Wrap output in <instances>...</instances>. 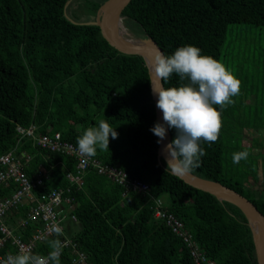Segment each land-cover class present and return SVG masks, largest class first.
<instances>
[{
  "label": "trees",
  "instance_id": "trees-1",
  "mask_svg": "<svg viewBox=\"0 0 264 264\" xmlns=\"http://www.w3.org/2000/svg\"><path fill=\"white\" fill-rule=\"evenodd\" d=\"M72 1L0 0V156L11 151L30 155L27 163L21 161L29 176L43 173L39 195L70 188L80 225L73 238L92 264H197L183 237L155 217L151 195L163 200L164 210L183 222L215 264H258L241 208L167 170L159 137L151 131L157 120L148 66L141 55L123 54L111 46L95 22L106 0H84L92 16L83 21L69 16ZM122 14L126 26L137 30V38H152L165 56L194 45L233 72L227 60L232 53L245 57L239 59L246 64L264 62L262 40L246 48L237 40L227 46L231 25L264 26V0H131ZM243 70L240 95L222 111L219 139L201 142L206 155L191 172L233 188L264 214V152L258 154L262 179L256 191L248 185L249 179L260 180L258 156L241 145L245 127L264 129V84L250 83L251 71L245 76ZM181 83L188 81L173 74L164 86ZM100 119L115 128L118 137L110 136L109 150L97 149L95 157L148 182L150 194H124L123 185L95 168L85 171L79 187L67 177L77 169L74 155L43 149L17 129L33 123L39 134L59 130L64 140L78 144L77 138ZM170 132L173 140L176 130ZM244 150L250 153L248 159L234 164L233 154ZM10 192L1 189L3 197ZM54 239L40 245L42 256L52 250L49 242ZM60 261H70L66 248Z\"/></svg>",
  "mask_w": 264,
  "mask_h": 264
},
{
  "label": "clouds",
  "instance_id": "clouds-1",
  "mask_svg": "<svg viewBox=\"0 0 264 264\" xmlns=\"http://www.w3.org/2000/svg\"><path fill=\"white\" fill-rule=\"evenodd\" d=\"M201 52L197 46L186 45L177 48L172 55L159 53L156 57L155 76L160 83L153 87V94L158 95L156 106L163 113V123L157 121L151 131L160 138L157 142L161 143L166 138L168 128L176 130L172 142L163 147L167 170L174 175L190 173L200 167L201 157L206 155L201 142L211 144L219 139L223 128L222 111L235 102L233 97L241 91L242 81L232 70L222 61ZM173 74L180 81L187 80L188 83L165 87V82ZM31 125L35 126V134L41 135L37 133V126ZM27 135L21 133V136ZM110 136L113 139L118 137L115 128L104 119L98 120L96 127L86 129L77 138L79 152L86 157H94L97 149L109 150ZM249 155L247 150L236 152L232 161L239 164ZM50 231L57 236L63 235L59 226L54 225ZM49 246L52 250L47 256L21 250L17 255H9L3 264H61L62 249L66 245L57 238L51 240Z\"/></svg>",
  "mask_w": 264,
  "mask_h": 264
},
{
  "label": "built area",
  "instance_id": "built-area-1",
  "mask_svg": "<svg viewBox=\"0 0 264 264\" xmlns=\"http://www.w3.org/2000/svg\"><path fill=\"white\" fill-rule=\"evenodd\" d=\"M18 130L22 134L32 136L35 144L43 149L74 155L78 161L77 169L76 172H68L67 177L70 182L79 187L83 184L85 171L95 168L99 173L123 185L124 194L129 190L150 194L148 182L131 178L124 170L115 165L103 163L96 157L82 155L78 144L64 140L60 132L38 136L34 132V125L27 129L19 125ZM24 158L27 163L30 155L23 152L19 156L11 151L0 156V264H3L9 255H17L21 250L41 255L38 251L40 245L50 238H58L66 245L64 248L70 254V261L67 264H92L87 253L79 248L77 241L73 238L75 230L70 227V223L77 222V217L73 213L76 202L68 194L70 188L63 187L54 189L48 194H37L38 187L43 183V173L40 172L34 177L29 176L21 161ZM2 188L11 190L10 194L3 197ZM151 196L155 217L165 219L172 231L183 237L191 248L193 256L196 257L197 264H215V261L206 258L183 222L164 210L163 200ZM13 218L15 222H12ZM54 225L63 230V235L57 236L50 231Z\"/></svg>",
  "mask_w": 264,
  "mask_h": 264
},
{
  "label": "water",
  "instance_id": "water-1",
  "mask_svg": "<svg viewBox=\"0 0 264 264\" xmlns=\"http://www.w3.org/2000/svg\"><path fill=\"white\" fill-rule=\"evenodd\" d=\"M130 1L131 0H106L100 6L95 22L100 26L105 39L119 52L127 55H141L144 58L150 73L151 93L155 104L156 120L163 123V113L156 106L158 95L153 94V87L159 86L160 82L155 76V67L151 68L147 59L148 57H157L159 53H162L163 55L165 54L158 43L152 38H137L136 40H140L142 43L137 42V44L133 46H128L123 41V38L125 37L123 32L124 16L122 12ZM110 22L112 24L111 28L109 27ZM170 142H172V135L170 132V128H168L166 138L160 143L159 147V153L160 155L164 156V159L165 155L163 154V147ZM177 176H179L188 184L204 191L210 192L220 200L229 201L241 208V210L247 216L249 225L252 230L258 264H264V214L258 209L255 203L233 188L218 181L203 178L195 173L190 172ZM253 223L257 226V229L254 228Z\"/></svg>",
  "mask_w": 264,
  "mask_h": 264
},
{
  "label": "rangeland",
  "instance_id": "rangeland-1",
  "mask_svg": "<svg viewBox=\"0 0 264 264\" xmlns=\"http://www.w3.org/2000/svg\"><path fill=\"white\" fill-rule=\"evenodd\" d=\"M69 16L74 20H81L82 18H90V13H88V5L84 2V0H73L69 5ZM83 17H81L80 15ZM80 16V18H79ZM126 30L128 31L125 33L126 37H130V39L136 40L137 34L134 28H129L126 26L125 22L123 21ZM228 44L229 45L234 44L232 40H237L238 43H243V48L248 47L249 45H255V40H262L264 45V26H256V25H241V24H235L231 25L229 29V35H228ZM227 46L225 51H227ZM239 57L245 58L243 56H240L239 54L232 53L227 57L228 62L230 63L231 67H233L234 74L239 78V69L243 66V72L251 71L249 73V76L247 79L251 83L253 81V84H259L262 86L264 84V62H259L258 59H256L255 63L246 64L247 61H240ZM245 72V76H246ZM264 92V91H263ZM254 94H256L254 92ZM240 95V94H239ZM251 97V96H250ZM249 97V98H250ZM260 104H264V99H261ZM235 101V100H234ZM235 104V102L233 103ZM241 145L242 146H249L252 149V153L254 155L258 156L259 161V169L258 173L260 176V180L254 181L252 179H249L250 184L248 185L251 188L256 189V191L259 190L261 186V179H262V169H261V159L258 155L260 152H264V129L257 130L255 128L251 127H245L243 131ZM254 138L257 139L258 142L254 141ZM74 230L77 231L80 227L79 224H73ZM208 259V258H207ZM210 260V259H208ZM213 261V260H212Z\"/></svg>",
  "mask_w": 264,
  "mask_h": 264
},
{
  "label": "bare ground",
  "instance_id": "bare-ground-1",
  "mask_svg": "<svg viewBox=\"0 0 264 264\" xmlns=\"http://www.w3.org/2000/svg\"><path fill=\"white\" fill-rule=\"evenodd\" d=\"M110 11H112V10H110ZM125 26V25H124ZM123 26V32H124V37L125 38H123L124 40V42L128 45V46H133V45H136L137 44V42H140V43H142L140 40H134V39H130L129 37H126L125 36V33H127L128 31L126 30V28ZM109 27L111 28L112 27V24H111V22H110V24H109ZM121 27H122V24H121ZM148 63H149V66H151V68H154L155 67V65H156V56L155 57H148ZM92 125V124H91ZM61 130V129H60ZM59 131V130H58ZM20 133V132H19ZM62 135V134H61ZM222 136V135H221ZM27 138V137H26ZM75 141V140H74ZM76 143V142H75ZM38 148V147H37ZM42 148V147H41ZM26 149V148H25ZM43 150V149H42ZM41 153V152H40ZM95 157V156H94ZM164 157V156H163ZM106 163V162H105ZM110 183V182H109ZM106 187V186H105ZM150 201V200H149ZM173 214V213H172ZM253 221V220H252ZM253 225H254V228L255 229H257V226L253 223ZM75 238V237H74ZM65 258V257H64ZM93 261V260H92ZM68 262V261H67Z\"/></svg>",
  "mask_w": 264,
  "mask_h": 264
},
{
  "label": "crops",
  "instance_id": "crops-1",
  "mask_svg": "<svg viewBox=\"0 0 264 264\" xmlns=\"http://www.w3.org/2000/svg\"><path fill=\"white\" fill-rule=\"evenodd\" d=\"M83 179H84V175H83ZM73 224H78V223H77V222H75V223H70V227H72V228L74 229Z\"/></svg>",
  "mask_w": 264,
  "mask_h": 264
}]
</instances>
